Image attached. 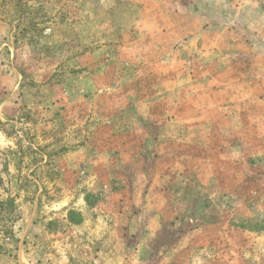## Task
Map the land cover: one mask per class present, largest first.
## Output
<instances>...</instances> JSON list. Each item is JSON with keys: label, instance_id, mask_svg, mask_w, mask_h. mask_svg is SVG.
<instances>
[{"label": "rangeland", "instance_id": "374dc122", "mask_svg": "<svg viewBox=\"0 0 264 264\" xmlns=\"http://www.w3.org/2000/svg\"><path fill=\"white\" fill-rule=\"evenodd\" d=\"M192 16L0 0V264H264V19Z\"/></svg>", "mask_w": 264, "mask_h": 264}, {"label": "crops", "instance_id": "0c3cea01", "mask_svg": "<svg viewBox=\"0 0 264 264\" xmlns=\"http://www.w3.org/2000/svg\"><path fill=\"white\" fill-rule=\"evenodd\" d=\"M193 6V20L202 22V33L217 35L219 39L229 40L236 36V40L244 43L248 51L258 54L253 47L261 36L256 27L263 23L264 0H185ZM259 29V28H258ZM215 36V37H217ZM205 36L187 38V44L202 42ZM261 40V39H259ZM231 41L229 44H231ZM188 45V46H189ZM186 46V47H188ZM182 51V50H180ZM250 55V54H249Z\"/></svg>", "mask_w": 264, "mask_h": 264}]
</instances>
